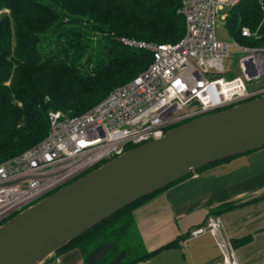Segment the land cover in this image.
<instances>
[{
	"label": "trees",
	"instance_id": "trees-1",
	"mask_svg": "<svg viewBox=\"0 0 264 264\" xmlns=\"http://www.w3.org/2000/svg\"><path fill=\"white\" fill-rule=\"evenodd\" d=\"M180 8L181 0H0V11H11V16L0 20V163L47 137L50 111L67 117L82 115L149 67L152 54L130 48L122 39L178 43L186 32ZM226 26L234 41L264 46V7L256 0H243L232 8ZM245 27L254 34L251 40L242 37ZM233 159L208 165L198 173ZM192 176L126 207L55 257L79 249L84 264H92V258L110 244L95 264H111L123 253L122 264H139L176 247L178 241L148 253L134 211ZM237 207L225 204L216 214ZM252 239L249 235L232 244L237 249Z\"/></svg>",
	"mask_w": 264,
	"mask_h": 264
},
{
	"label": "built area",
	"instance_id": "built-area-1",
	"mask_svg": "<svg viewBox=\"0 0 264 264\" xmlns=\"http://www.w3.org/2000/svg\"><path fill=\"white\" fill-rule=\"evenodd\" d=\"M241 1L181 0L186 32L176 44L122 39L151 53L152 63L82 115L50 111L47 137L0 163V224L173 128L264 97V47L222 42L216 34L222 8L231 10ZM256 1L264 7V0ZM241 34L254 37L246 27ZM222 229L219 217L210 218L190 237L211 234L218 240L222 260L213 264H240ZM44 264H61V259L54 256Z\"/></svg>",
	"mask_w": 264,
	"mask_h": 264
},
{
	"label": "water",
	"instance_id": "water-1",
	"mask_svg": "<svg viewBox=\"0 0 264 264\" xmlns=\"http://www.w3.org/2000/svg\"><path fill=\"white\" fill-rule=\"evenodd\" d=\"M264 147V97L173 128L128 150L0 226V264H44L135 202L208 165ZM110 248L92 258L95 264ZM125 253L111 264H122Z\"/></svg>",
	"mask_w": 264,
	"mask_h": 264
},
{
	"label": "crops",
	"instance_id": "crops-1",
	"mask_svg": "<svg viewBox=\"0 0 264 264\" xmlns=\"http://www.w3.org/2000/svg\"><path fill=\"white\" fill-rule=\"evenodd\" d=\"M230 203L239 207L216 214L220 206ZM215 217L222 221L223 238L231 243L249 235H254L255 241L264 237L261 234L264 232V148L193 175L138 207L134 219L148 253L178 241L176 247L161 250L142 264H165L166 257L173 264L221 261L219 242L214 236L191 238L189 235ZM188 235L186 240H181ZM234 249L237 259L239 252V260L243 262L250 261L254 253L252 244ZM60 259L61 264H84L79 249L63 254Z\"/></svg>",
	"mask_w": 264,
	"mask_h": 264
},
{
	"label": "rangeland",
	"instance_id": "rangeland-1",
	"mask_svg": "<svg viewBox=\"0 0 264 264\" xmlns=\"http://www.w3.org/2000/svg\"><path fill=\"white\" fill-rule=\"evenodd\" d=\"M221 1L224 2V3H228L229 0H221ZM229 12H230V9L227 8V7H223L222 10L220 11L219 18H218V23H217V28H216V34H217L218 40H220L222 42H226V43H234L236 41L233 40L232 35L230 33V30L226 26V19L225 18L229 15ZM9 16H11V11L10 10L3 9L2 11H0V20H2L3 18H7ZM246 28H248V27H246ZM142 42H145V41H142ZM258 47H264V46H259L258 45ZM232 60H233V62H232L233 63V68H235L236 65H237V58L234 57ZM234 76H236V75L233 73L231 77H234ZM231 77H229V78H231ZM47 100H49V98H47ZM54 193H52V194H54ZM52 194H50L49 196H51ZM46 197H48V196H46ZM43 199H41V200H43ZM16 215H14L13 217H11L9 219L14 218ZM9 219H7L5 221H8ZM5 221H3L0 224V226L3 225L5 223ZM261 234H264V232H262ZM252 237H253V239L248 245L252 244V249L254 248V253L251 254L250 261L243 262V261L239 260V252H237L238 260H239L240 264H264V237H262V239H258L256 241L254 239V235ZM136 239H137L138 242H140L139 238H136ZM258 250H259V252H257ZM62 256L63 255H61V257ZM162 256L160 258H162ZM166 260H167V262H164L165 264H170L172 262V260H169V258H167V257H166ZM145 262H148V260L144 261V262H141L139 264H142V263H145ZM171 264H173V263H171Z\"/></svg>",
	"mask_w": 264,
	"mask_h": 264
}]
</instances>
